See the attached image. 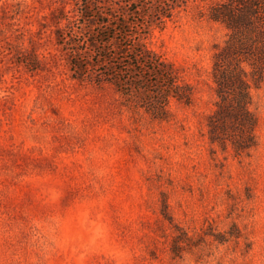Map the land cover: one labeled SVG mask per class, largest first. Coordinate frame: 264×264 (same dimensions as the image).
Segmentation results:
<instances>
[{"label":"rangeland","instance_id":"1","mask_svg":"<svg viewBox=\"0 0 264 264\" xmlns=\"http://www.w3.org/2000/svg\"><path fill=\"white\" fill-rule=\"evenodd\" d=\"M83 1L0 0V264H264V80L255 147L236 156L206 135L226 33L208 13L222 0L132 6L146 46L191 90L167 119L75 76L74 48L86 59L99 29Z\"/></svg>","mask_w":264,"mask_h":264},{"label":"trees","instance_id":"2","mask_svg":"<svg viewBox=\"0 0 264 264\" xmlns=\"http://www.w3.org/2000/svg\"><path fill=\"white\" fill-rule=\"evenodd\" d=\"M135 1L113 3L108 9L85 0L80 3L82 18L99 29L86 37L92 49L86 59L82 58L85 50L74 48L72 69L77 78L91 71L97 83H111L153 118L167 119L170 99L189 104L191 90L146 46V32L140 31L146 25L130 18L136 12L132 8ZM208 17L221 22L226 33L213 46L210 77L214 100L206 119V135L211 144L222 150L231 148L240 156L257 144L253 91L264 80V0H222L211 6Z\"/></svg>","mask_w":264,"mask_h":264}]
</instances>
